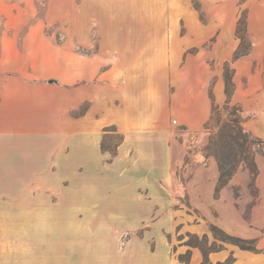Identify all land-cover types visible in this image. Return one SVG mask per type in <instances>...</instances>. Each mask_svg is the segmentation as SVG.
Returning <instances> with one entry per match:
<instances>
[{
    "label": "crops",
    "instance_id": "obj_1",
    "mask_svg": "<svg viewBox=\"0 0 264 264\" xmlns=\"http://www.w3.org/2000/svg\"><path fill=\"white\" fill-rule=\"evenodd\" d=\"M169 1L72 0L66 8L51 0L45 21L33 23L34 0H0V264H83L82 248L89 264H128V249L110 257L96 240L83 245L82 223L120 225L114 210L170 209L181 194L206 218L218 211L224 231L264 246V155L256 157L259 197L247 222L232 195L238 174L215 198L220 172L215 158L204 155L210 85L215 79V101L224 105V67L211 73L209 52H189L209 35L202 28L195 43ZM70 10L74 41L56 43L45 26L66 21ZM238 45L233 40L226 52L218 36L213 57L233 65L231 103L242 108L245 129L263 139L264 64L258 62L264 49L252 44L233 63ZM112 125L124 141L110 161L101 141ZM244 170L243 185L250 178ZM99 171L128 188L81 186V178ZM82 211L88 218L82 220ZM195 226L208 236L205 226ZM231 254L233 264H264V253L236 247L209 259L216 264Z\"/></svg>",
    "mask_w": 264,
    "mask_h": 264
},
{
    "label": "rangeland",
    "instance_id": "obj_2",
    "mask_svg": "<svg viewBox=\"0 0 264 264\" xmlns=\"http://www.w3.org/2000/svg\"><path fill=\"white\" fill-rule=\"evenodd\" d=\"M34 1L36 3V10L34 12L33 23L37 20L45 21L47 5L51 0ZM63 2L66 8H70L72 5V0H63ZM169 9H174L178 12L181 27L184 30L187 29V31L192 32L195 43L200 42L202 28L205 30V32L203 31V35H209L207 42L190 49L189 52L194 55L200 52L201 49L209 52L208 65L211 73L217 72L218 69L220 70L224 67L221 60L213 57L215 55L213 47L217 37L224 38L223 50H228L233 44V40L235 41L237 39L234 33L236 24L245 10L248 12V34L250 41L260 49H264V0H170ZM69 12L67 16L65 15L66 21L64 20L55 25L46 24L45 26V32L56 43H62L66 39L74 41L73 36L69 33V19L71 20L72 17L71 10ZM221 53L223 54V52ZM263 64L264 58L259 60L258 66L260 65L262 67ZM231 67H233L232 64ZM213 80L214 82L216 81L215 79ZM84 110L85 107L75 114L72 113L71 117L82 114ZM250 119L252 117H249ZM187 163H191L189 158L187 159ZM243 170L241 169L238 172V177L236 178V182L238 183L234 185L232 195L237 200L235 204L237 210L241 213L242 218L248 222L250 221L254 205L258 202L259 194L256 187L252 188L249 186V177L247 184L243 185L245 180V170ZM182 171L178 174L180 177L179 181L185 185L186 179ZM92 175L95 178L89 176L87 178H81L80 184L82 187L92 186L91 184H93L94 186L98 185L105 189H110L109 192L111 190L119 191L128 188L123 179L120 180L113 175H106L102 171ZM98 176L102 179L101 181L97 180ZM65 185H70V181L66 180ZM134 189H139L141 193H144L140 188L134 187ZM234 190L238 192V197L235 196ZM256 195H258L257 198L255 197ZM177 198L178 203L170 209L155 205L152 208L142 210L134 209L122 212L120 210H114L111 215H113V218L122 221L120 225L87 226L82 223V244L88 245L89 242L96 240L105 248L104 253L106 256L110 255V257L115 252L119 253V251L128 249V264H180L178 255L185 253L188 249L183 245L189 239L187 233L196 234L201 238L204 234L201 232L200 227H196L195 225L200 224L205 226L211 243L213 237L209 232V225L214 224L218 226L220 214L214 210L210 212L209 218H206L203 212L194 209L190 205L187 195L181 194ZM88 213L87 211L81 212L82 220L86 219V217L88 218ZM93 213L99 214L102 217L109 216L110 214L109 211H97ZM226 233L239 237L228 232ZM168 234H171L172 243L168 241ZM180 236L183 238L182 241L178 240ZM152 244L155 246L154 255L151 254ZM174 247L177 249L176 253L173 252ZM235 247L238 248L231 244L224 245L225 250H230ZM258 248L261 250L260 253H264V246L262 247L261 245L260 247L259 240ZM82 255L86 257L83 264H89L88 262H91V259L88 248H82ZM201 259L202 257L198 249H193L191 264H195L198 261L201 262Z\"/></svg>",
    "mask_w": 264,
    "mask_h": 264
},
{
    "label": "trees",
    "instance_id": "obj_3",
    "mask_svg": "<svg viewBox=\"0 0 264 264\" xmlns=\"http://www.w3.org/2000/svg\"><path fill=\"white\" fill-rule=\"evenodd\" d=\"M248 12L245 10L237 22L235 35L239 39V45L235 50L232 62H236L242 57L250 54L252 50V42L248 34ZM235 69L231 67V63L224 64V82L226 101L220 106L215 101L214 84L212 82L209 90V97L212 102V112L205 128L210 133L208 144L204 149L206 158L214 157L218 165L220 176L215 188V198H218L220 192L228 187L232 179L241 169L248 170L250 174V187H256V180L259 176V168L256 163L257 155H264V139L255 137L244 127L243 110L238 105H232L231 98L235 91L233 81ZM103 138L101 141L102 153H109L112 161L118 155V149L124 141V136L118 132L116 126H108L103 130ZM235 191V190H234ZM238 197V192L235 191ZM258 195L255 197L257 198ZM213 241L210 243L209 237L205 234L201 238L196 234L187 233L188 240L183 243L188 249L185 253L178 255V261L181 264H191L192 250L198 249L202 254V262L200 264H212L210 262V254L225 250V244L237 246L244 251L260 253L258 248V239H244L227 234L221 228L214 224L209 225ZM179 231V229H178ZM169 243L171 234L167 235ZM182 236L178 238L182 241ZM151 251H155L152 244ZM176 247L173 252L176 253ZM235 258L233 254L224 261L216 264H233Z\"/></svg>",
    "mask_w": 264,
    "mask_h": 264
},
{
    "label": "built area",
    "instance_id": "obj_4",
    "mask_svg": "<svg viewBox=\"0 0 264 264\" xmlns=\"http://www.w3.org/2000/svg\"><path fill=\"white\" fill-rule=\"evenodd\" d=\"M174 123H176V122L174 121Z\"/></svg>",
    "mask_w": 264,
    "mask_h": 264
}]
</instances>
